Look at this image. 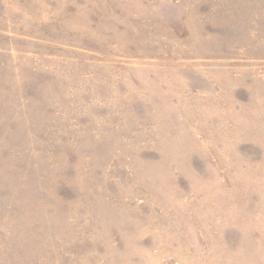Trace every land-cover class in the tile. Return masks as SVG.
Masks as SVG:
<instances>
[{"label": "rangeland", "instance_id": "obj_1", "mask_svg": "<svg viewBox=\"0 0 264 264\" xmlns=\"http://www.w3.org/2000/svg\"><path fill=\"white\" fill-rule=\"evenodd\" d=\"M0 264H264V0H0Z\"/></svg>", "mask_w": 264, "mask_h": 264}]
</instances>
